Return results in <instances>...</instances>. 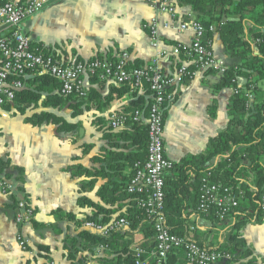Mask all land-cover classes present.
<instances>
[{
  "label": "crops",
  "instance_id": "0c3cea01",
  "mask_svg": "<svg viewBox=\"0 0 264 264\" xmlns=\"http://www.w3.org/2000/svg\"><path fill=\"white\" fill-rule=\"evenodd\" d=\"M172 1L177 10V24L197 21L190 5ZM155 16H159L164 24L172 20L169 14L159 13L151 7L147 0H49L42 12L26 20L22 27L31 38L33 50L42 48L63 62L114 58L128 51L133 59L148 65L157 56V49L162 52L159 64L166 73H173L180 66L181 59L186 61L191 76L176 84L175 97L167 105L164 123L166 156L173 163H178L186 157L205 152L210 140L227 130L228 109L236 90L220 87L224 75L221 72L205 73L188 58H175L174 46L189 47L193 42L191 30L161 29L159 47H153L146 25ZM208 46L227 68L241 64L240 58L227 55L220 36L216 35ZM255 53L259 54L256 47ZM1 62L0 57V65ZM246 83L244 77L237 79L240 88ZM86 85L88 89L91 87L89 79ZM258 89L264 92V81L258 83ZM101 92L106 94L108 90ZM45 99L46 95L43 96ZM126 102L127 98L119 99L102 110L94 108L75 119L66 109L40 106L21 112L15 101L0 111V157L9 160L6 173L11 175L6 178L2 173L0 180H12L19 191L7 195L0 190V264H50L52 261L71 264L65 256L66 238L81 229L66 218H58L57 212L73 213L77 220L86 219L93 209L79 206V199L86 197L101 203L97 191L105 182L100 179L94 189L85 188L88 179L75 178L71 168L75 164L88 169L99 166L93 159L105 145L103 130L109 128L113 113L123 112ZM44 112H53L69 122L80 123L82 129L76 134H61L52 124L33 126L31 118ZM85 145L93 148L87 151ZM20 199H25L35 212L33 221L22 230L15 224ZM209 227L207 221L198 222V229L204 232L201 241L214 248L217 241L222 240L215 238ZM20 232L29 241L28 250H23L17 240ZM241 233L252 251L247 260L254 259L253 264H261L264 258V221L260 225H245ZM121 234L125 241H131L132 251L135 248L149 251L154 245V236L147 238L141 229ZM43 245L50 248L48 253L39 251V246ZM86 254L93 264H101L100 259L104 257L112 260L114 256L110 249ZM166 264H187V261L172 258Z\"/></svg>",
  "mask_w": 264,
  "mask_h": 264
},
{
  "label": "trees",
  "instance_id": "16d2710c",
  "mask_svg": "<svg viewBox=\"0 0 264 264\" xmlns=\"http://www.w3.org/2000/svg\"><path fill=\"white\" fill-rule=\"evenodd\" d=\"M179 1L192 7L196 20L207 30L211 27L215 29L207 32L206 44L211 43L216 35L220 36L227 55L240 58L241 64L228 67L220 85L238 91L228 109L227 130L211 139L205 152L174 163L166 177L167 225L175 236L187 242H195L209 252L222 254L223 258L216 264H253L254 259L247 260L252 251L241 232L249 223L260 225L264 221V92L258 89V83L264 81V0ZM224 17L238 20L224 21ZM255 47L259 54L255 53ZM39 52L50 54L42 48ZM185 56L182 53L180 58ZM129 66L135 70L146 64L133 59ZM239 77L247 79L245 87H238ZM20 80L25 87L16 94L15 103L20 106L21 112L40 106L53 110L66 109L75 119L94 108L102 110L116 100L127 98L123 112L130 119L137 110L148 114L153 104V100L148 97L151 94L148 82L143 83L142 92L145 94L142 95L141 88L135 86V80L115 85L95 75L89 77L91 87L87 96L80 98L76 95L63 96L60 83L48 74L27 71ZM104 89L108 93L102 94L101 90ZM247 92L253 95L252 101L246 97ZM30 122L35 127L52 124L61 134H76L82 129L80 123L69 122L53 112L36 114ZM148 132L146 124H132L131 120L124 129H104L105 145L93 159L99 166L88 169L75 164L71 168L75 178L88 179L85 188L88 186L94 189L100 179L105 181L97 191L101 203L82 197L78 205L92 208L91 215L84 220H77L73 213L58 211V218H66L76 223L77 229H82L87 221L109 223L124 217L130 221L131 231L141 229L147 238L153 237L154 230L149 216L137 207L136 196L128 192L130 182L147 161ZM85 148L89 151L93 147L85 145ZM9 163L8 159L0 157V174L3 173L6 178L11 177L6 173ZM208 173L211 174L208 179L211 184L230 188L237 197L238 205L224 221L218 218L217 210L209 215L199 210L202 180ZM200 220L209 222L208 229H212L215 238L222 240L217 241L216 247L205 246L201 241L204 232L198 229ZM101 245H108L110 253L114 255L112 260L101 258V264L135 263L136 254L131 249V241H125L123 234L112 233L102 237L84 229L66 238L65 256L71 264L91 262L86 253L96 254V249ZM39 251L48 253L50 248L39 246ZM172 258H184L187 261L186 249L182 247L174 250L162 264L170 262ZM149 264L157 262L153 260Z\"/></svg>",
  "mask_w": 264,
  "mask_h": 264
},
{
  "label": "built area",
  "instance_id": "2783aa9c",
  "mask_svg": "<svg viewBox=\"0 0 264 264\" xmlns=\"http://www.w3.org/2000/svg\"><path fill=\"white\" fill-rule=\"evenodd\" d=\"M151 7L159 13H167L172 17L170 23H161L159 16L153 17L146 25L149 30L152 45L159 47L161 29L177 30L179 32L192 31L194 40L189 47L176 45L173 54L176 59L185 53V57L196 65L202 72L218 71L225 73V63L218 60L206 44L207 32L214 31L211 27L206 29L200 21L176 23V7L172 0H147ZM49 0H0V111L13 103L16 94L25 86L20 78L27 71H37L39 74H48L55 78L61 85V94L65 97L76 95L84 98L88 94L86 80L98 75L101 80L109 84L122 85L135 80V86L141 88L143 83H150L151 94L148 97L153 104L148 114L137 110L129 119L124 112L113 113L110 117L109 128L118 131L127 127L129 120L132 124H146L149 128L148 158L145 165L139 168L128 186V192L136 196L137 207L147 213L154 230V245L151 251L135 248L134 264H149L156 260L157 264L166 261L174 250L184 247L186 249L187 264H216L222 254L209 252L195 242H187L171 233L167 225L165 214L166 177L171 172L174 163L170 161L165 152L164 123L167 105L174 100L177 83H181L189 76L186 61L180 60V66L173 73H166L160 67L162 59L161 50L157 49V56L148 65L141 69H130L133 61L130 52L123 51L114 58L94 59L91 61L63 62L51 54L35 51L31 47V38L24 32L23 23L29 18L42 12ZM239 87V86H238ZM240 88V87H239ZM238 91L236 90V93ZM249 101L253 95L246 93ZM210 173L202 180V196L199 210L209 215L213 210L218 211V218L224 221L230 211L238 205L237 197L230 188H222L219 184L209 182ZM0 190L13 195L18 193L15 182L9 179L0 180ZM264 203V195H263ZM15 224L23 229L34 219L35 212L25 199L17 202ZM92 234L108 237L112 233H125L131 230V223L126 218L113 219L109 223L87 221L81 230ZM17 240L23 250H28V239L20 232ZM109 250L108 245L99 246L96 251ZM96 260V259H95ZM50 264H56L51 262ZM79 264H93L83 262ZM264 264V258L261 261Z\"/></svg>",
  "mask_w": 264,
  "mask_h": 264
},
{
  "label": "water",
  "instance_id": "95a60500",
  "mask_svg": "<svg viewBox=\"0 0 264 264\" xmlns=\"http://www.w3.org/2000/svg\"><path fill=\"white\" fill-rule=\"evenodd\" d=\"M226 20H238V19H234V18L227 19L226 17H224V21H226Z\"/></svg>",
  "mask_w": 264,
  "mask_h": 264
}]
</instances>
